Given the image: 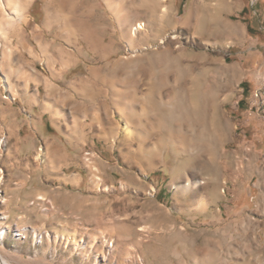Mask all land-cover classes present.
I'll return each mask as SVG.
<instances>
[{
    "label": "rangeland",
    "instance_id": "obj_1",
    "mask_svg": "<svg viewBox=\"0 0 264 264\" xmlns=\"http://www.w3.org/2000/svg\"><path fill=\"white\" fill-rule=\"evenodd\" d=\"M19 1L26 21L4 43L14 90L0 87V253L264 264V0Z\"/></svg>",
    "mask_w": 264,
    "mask_h": 264
},
{
    "label": "bare ground",
    "instance_id": "obj_2",
    "mask_svg": "<svg viewBox=\"0 0 264 264\" xmlns=\"http://www.w3.org/2000/svg\"><path fill=\"white\" fill-rule=\"evenodd\" d=\"M30 1V0H29ZM28 2V0H27ZM29 3V2H28ZM110 3V2H109ZM108 3V5H109ZM27 5V4H26ZM24 2H21L19 0H0V87H3L5 89H10L11 87V81H10V76L7 72L6 69H4V66L6 67V65L3 64V62L6 64V62L4 61L5 58L7 59L6 53L10 52V50H8V52L5 51V42H6V26L10 23L14 24V21H17L19 23H23L26 21V11H27V7H26ZM162 13V12H161ZM163 17V15H162ZM145 24V23H144ZM15 25V24H14ZM14 25L12 28H14ZM18 25V23H17ZM48 25V24H47ZM50 25V24H49ZM19 26V25H18ZM136 29H142L143 28V22H138L136 23ZM146 26V25H145ZM16 27V25H15ZM227 27V26H226ZM18 28V27H16ZM15 28V30H16ZM135 28V27H134ZM10 29V28H9ZM14 30V29H13ZM12 30V33H14ZM14 30V31H15ZM19 30V29H18ZM135 30V29H134ZM16 32V31H15ZM18 32V31H17ZM10 33H8L9 38L12 36H10ZM14 35V34H13ZM16 35V33H15ZM7 36V37H8ZM17 37V36H16ZM17 40V39H16ZM9 41V40H8ZM8 44V42H6ZM8 46V45H7ZM8 49V48H7ZM10 54V53H9ZM70 54V53H69ZM8 55V54H7ZM9 56V55H8ZM10 58V57H8ZM12 58V57H11ZM9 60V59H8ZM12 62V61H11ZM10 62V63H11ZM6 70V71H5ZM11 90H14L11 87ZM15 94V93H13ZM13 99L16 97V95H12ZM46 105V104H45ZM48 106V105H46ZM48 108V107H46ZM125 128V127H124ZM191 185L189 179L187 180L186 183V187H189ZM47 238L49 239V234H46ZM59 235H56V238H58ZM97 241L96 237L92 240V244L90 246V248L92 249L95 245V242ZM73 244L74 246H79V242L75 241L73 239ZM97 257V256H96ZM0 264H12L7 258H5L1 253H0Z\"/></svg>",
    "mask_w": 264,
    "mask_h": 264
},
{
    "label": "crops",
    "instance_id": "obj_3",
    "mask_svg": "<svg viewBox=\"0 0 264 264\" xmlns=\"http://www.w3.org/2000/svg\"><path fill=\"white\" fill-rule=\"evenodd\" d=\"M241 0H236L232 3V12L235 10H240L242 5H241ZM230 38L232 40H238L243 36V33L246 34L247 30L245 26H242L241 22H231L230 24Z\"/></svg>",
    "mask_w": 264,
    "mask_h": 264
}]
</instances>
